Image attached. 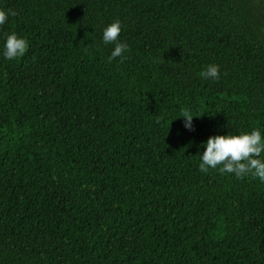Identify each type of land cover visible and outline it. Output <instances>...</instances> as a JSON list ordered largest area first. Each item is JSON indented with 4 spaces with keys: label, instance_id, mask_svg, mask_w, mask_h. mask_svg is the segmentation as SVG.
Wrapping results in <instances>:
<instances>
[{
    "label": "trees",
    "instance_id": "16d2710c",
    "mask_svg": "<svg viewBox=\"0 0 264 264\" xmlns=\"http://www.w3.org/2000/svg\"><path fill=\"white\" fill-rule=\"evenodd\" d=\"M0 10V46L28 41L0 56V264H264V183L198 168L209 136L264 134V0Z\"/></svg>",
    "mask_w": 264,
    "mask_h": 264
},
{
    "label": "clouds",
    "instance_id": "9594fccd",
    "mask_svg": "<svg viewBox=\"0 0 264 264\" xmlns=\"http://www.w3.org/2000/svg\"><path fill=\"white\" fill-rule=\"evenodd\" d=\"M10 15H14V12L0 10V25H4ZM120 32L121 23L118 19L102 29V43L113 45L108 57L109 61L117 57L123 58V54L128 50V44L119 38ZM27 48V39L12 32L3 38L0 56L5 60H13L22 57ZM200 75L204 79L218 80L219 66L211 63L201 71ZM194 116L196 115H193L190 109L185 108L176 117H183L184 127L191 130ZM201 146L203 151L199 152ZM198 152V168L202 173L216 170L220 174H232L237 179L251 176L264 183V134L259 128L234 134L211 135L201 142Z\"/></svg>",
    "mask_w": 264,
    "mask_h": 264
}]
</instances>
